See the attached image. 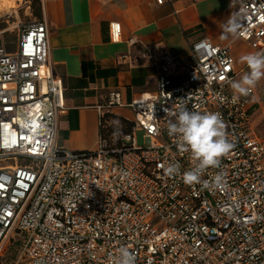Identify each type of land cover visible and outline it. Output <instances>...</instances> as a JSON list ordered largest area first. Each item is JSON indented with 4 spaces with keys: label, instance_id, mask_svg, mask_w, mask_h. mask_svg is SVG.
<instances>
[{
    "label": "built area",
    "instance_id": "2783aa9c",
    "mask_svg": "<svg viewBox=\"0 0 264 264\" xmlns=\"http://www.w3.org/2000/svg\"><path fill=\"white\" fill-rule=\"evenodd\" d=\"M232 5L242 15L236 38L263 51L264 0ZM121 33L113 22L112 41ZM49 36L42 19L22 28L14 51L0 38V254L19 236L14 264H117L122 247L135 264H264V140L252 123L255 88L233 98L231 45L203 38L188 57L158 47L126 56L156 66V93L128 105L112 92L106 107H129L131 132L117 135L120 144L101 136L95 151H73L57 144L66 106ZM182 107L220 113L233 144L194 186L160 167L194 166L168 134ZM139 131L149 144L137 143Z\"/></svg>",
    "mask_w": 264,
    "mask_h": 264
},
{
    "label": "crops",
    "instance_id": "0c3cea01",
    "mask_svg": "<svg viewBox=\"0 0 264 264\" xmlns=\"http://www.w3.org/2000/svg\"><path fill=\"white\" fill-rule=\"evenodd\" d=\"M37 10L35 20L48 22L52 68L66 106L59 118L57 144L73 151L98 148L102 113L132 119L129 107H106L112 92L120 91L128 105L156 92V66L130 64L126 56L158 47L172 56L188 57L194 42L209 38L217 45H231L237 81L249 71L240 58L260 53L237 34L224 32L230 18L239 27L242 24L232 0H165L164 4L158 0H39ZM113 22L122 26L118 43L111 39ZM253 103L261 105L257 99Z\"/></svg>",
    "mask_w": 264,
    "mask_h": 264
},
{
    "label": "clouds",
    "instance_id": "9594fccd",
    "mask_svg": "<svg viewBox=\"0 0 264 264\" xmlns=\"http://www.w3.org/2000/svg\"><path fill=\"white\" fill-rule=\"evenodd\" d=\"M238 27L235 19L230 18L223 30L236 35ZM240 59L246 63L249 71L240 80L230 82L234 99L249 95L258 81L264 78V53H249ZM225 128L226 125L218 112L201 113L182 107L176 121L169 123L168 134L177 137L180 151L190 153L194 166L182 174L179 162L160 167L169 177L180 175L185 185L200 184L206 170L219 168L221 158L227 156L233 148V144L227 139ZM116 135H119V132H114V136ZM222 179V174H217L214 184L220 186ZM204 186H208L207 182H204ZM135 260V255L127 247L119 249L117 264H135Z\"/></svg>",
    "mask_w": 264,
    "mask_h": 264
},
{
    "label": "rangeland",
    "instance_id": "374dc122",
    "mask_svg": "<svg viewBox=\"0 0 264 264\" xmlns=\"http://www.w3.org/2000/svg\"><path fill=\"white\" fill-rule=\"evenodd\" d=\"M36 13L37 7L34 6L33 0H0V38L4 39L8 50L17 42L22 28L35 21ZM260 53H264V50ZM238 78L240 79V76ZM261 80L254 87L256 93L251 97L253 102L257 99L261 103L252 110V122L256 135L264 140V82ZM143 135L141 131L136 133L137 143L142 146L150 143ZM18 241H21L19 236L7 240L0 254V264H14L21 245Z\"/></svg>",
    "mask_w": 264,
    "mask_h": 264
},
{
    "label": "trees",
    "instance_id": "16d2710c",
    "mask_svg": "<svg viewBox=\"0 0 264 264\" xmlns=\"http://www.w3.org/2000/svg\"><path fill=\"white\" fill-rule=\"evenodd\" d=\"M34 6L37 7V4L39 3V0H33ZM37 15H39V12L37 10ZM118 122V124H117ZM132 130V123L130 119H126L123 117L116 116L112 113H103L101 116V136L103 138L105 137H111L114 140V143L120 144V139L116 138L114 136V132H119V135H122L123 133H129ZM21 244V241H18ZM21 247V245H20ZM19 247V248H20ZM20 249H18L19 251ZM19 253V252H18Z\"/></svg>",
    "mask_w": 264,
    "mask_h": 264
}]
</instances>
